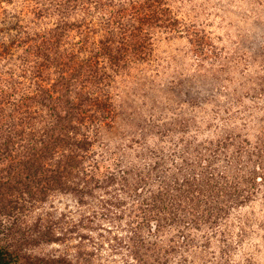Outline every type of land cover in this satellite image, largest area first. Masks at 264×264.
I'll return each instance as SVG.
<instances>
[{"label":"rangeland","instance_id":"rangeland-1","mask_svg":"<svg viewBox=\"0 0 264 264\" xmlns=\"http://www.w3.org/2000/svg\"><path fill=\"white\" fill-rule=\"evenodd\" d=\"M159 1L143 59L104 63L94 95L109 98L111 113L87 131L77 195L44 181L38 193L44 122L4 97L29 83L19 76L21 31H48L57 12L52 0H0V243L25 262L264 264V0ZM89 12L88 48L108 37Z\"/></svg>","mask_w":264,"mask_h":264},{"label":"trees","instance_id":"trees-1","mask_svg":"<svg viewBox=\"0 0 264 264\" xmlns=\"http://www.w3.org/2000/svg\"><path fill=\"white\" fill-rule=\"evenodd\" d=\"M51 4L58 15L52 28L39 32L23 30L16 41L17 48L21 49L17 59L19 76L29 83L20 88L18 99L14 97L18 87L12 85L4 97L6 106L21 110L22 116L30 114L28 118L38 123L44 122V127L37 132L39 136L33 149L36 171L41 176L38 189L39 183L44 181L48 191L78 195L83 192L80 187L83 176L89 172L83 166L89 158L91 144L87 131L93 123L107 120L111 113L109 98L94 95L106 73L104 63H109V68L114 70L119 69L129 55L142 60L148 45L144 27L150 19L158 20L163 8L159 0H52ZM92 9L100 15L97 25L106 26L108 37L99 38L88 48V34L97 33L96 24L86 21ZM73 11L81 12L79 22H68ZM37 13L42 16V10ZM71 31H77L79 39L66 42ZM84 53L85 58L81 59ZM20 84L16 83L19 87ZM81 87L93 96H89V92L81 94ZM43 189L38 193L43 194ZM154 220L158 229L159 219ZM150 233H153L151 227ZM23 262L16 251L0 243V264ZM25 263L71 264L58 259Z\"/></svg>","mask_w":264,"mask_h":264}]
</instances>
